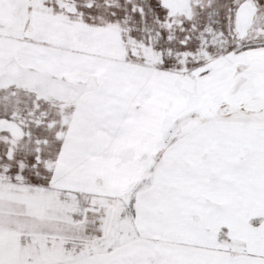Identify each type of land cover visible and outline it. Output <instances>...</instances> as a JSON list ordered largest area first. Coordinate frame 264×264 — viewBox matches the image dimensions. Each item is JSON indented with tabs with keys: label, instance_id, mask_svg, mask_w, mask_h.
Returning a JSON list of instances; mask_svg holds the SVG:
<instances>
[{
	"label": "snow or ice",
	"instance_id": "1",
	"mask_svg": "<svg viewBox=\"0 0 264 264\" xmlns=\"http://www.w3.org/2000/svg\"><path fill=\"white\" fill-rule=\"evenodd\" d=\"M0 264H264V0H0Z\"/></svg>",
	"mask_w": 264,
	"mask_h": 264
}]
</instances>
